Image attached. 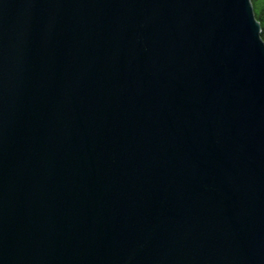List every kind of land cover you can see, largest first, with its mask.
I'll return each instance as SVG.
<instances>
[{
	"label": "water",
	"instance_id": "water-1",
	"mask_svg": "<svg viewBox=\"0 0 264 264\" xmlns=\"http://www.w3.org/2000/svg\"><path fill=\"white\" fill-rule=\"evenodd\" d=\"M0 264H264L251 0H0Z\"/></svg>",
	"mask_w": 264,
	"mask_h": 264
},
{
	"label": "trees",
	"instance_id": "trees-1",
	"mask_svg": "<svg viewBox=\"0 0 264 264\" xmlns=\"http://www.w3.org/2000/svg\"><path fill=\"white\" fill-rule=\"evenodd\" d=\"M254 15L261 27V37L264 40V0H251Z\"/></svg>",
	"mask_w": 264,
	"mask_h": 264
}]
</instances>
